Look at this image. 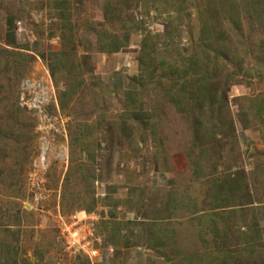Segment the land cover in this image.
<instances>
[{
	"label": "rangeland",
	"instance_id": "rangeland-1",
	"mask_svg": "<svg viewBox=\"0 0 264 264\" xmlns=\"http://www.w3.org/2000/svg\"><path fill=\"white\" fill-rule=\"evenodd\" d=\"M117 2L120 4L118 11H122L119 20L124 22L123 25L132 23L134 27L128 30L129 33L131 30L135 32L130 34L125 47L106 54L100 52L97 35L102 37L105 31L109 35L114 32L119 38L123 34L118 27L121 24L118 18L111 21L104 14L107 0H70L71 16L67 21L73 27L70 33L74 36V51H69L64 58L70 64L62 58L65 72H70L67 76L72 79L67 80L62 69L55 72L54 78L49 72L51 64L62 57L59 53L61 36H68V31L59 27L65 22L61 19V9L55 8L54 0H0V99L21 108L15 115L17 123L13 129L17 133H7L6 136L13 137L11 140L0 138V262L2 257L14 255V264H118L122 249L113 251L104 243L106 228L100 223L111 220L108 219L113 210L111 206L114 201H120L127 203L128 207L119 205L122 215L127 213L130 220L136 222L128 233L132 237L130 247L143 250L146 248L143 231L160 229L148 226L153 215H170H167L170 220L162 221L166 228L175 223L172 242L166 241L169 245L153 253L145 252L146 264L177 263L176 251L179 250L182 255H196L198 258L206 248V251L210 249L208 258L199 263L192 259L189 264H225L208 261L217 251L211 246L210 234L204 231V245L198 240L201 231L196 229L197 220L190 221L186 217L193 209L194 193L208 189L209 183H227L231 177L243 175L251 185L254 201L237 216L242 221L250 220L254 209L259 227L263 229L260 244L264 247V220L259 217V211L264 207V111L256 116L252 107V103L264 98V76H254L260 70L264 75V57L261 62L253 57L260 56L259 41L264 40V32L245 38L251 51L244 56L243 46L239 47L229 28L222 25V31L228 32L222 46L229 53L231 48L236 49L238 58L235 62H240L243 74L253 76L245 75L239 84L229 83L226 90L228 110L221 116L233 119L234 138L228 140L216 133L215 142H211L206 136V154L202 156L193 143L191 118L169 99L168 79L158 82L165 70L158 69L152 79L148 74L141 81L131 79H136L138 74L142 40L156 37L158 55L169 56L170 48L181 53L187 51L197 39L200 10L207 8V0H183L181 3L177 0H112L111 4ZM245 18L241 20L242 28L248 34ZM164 44L169 48L167 51ZM19 53L34 57L32 61L23 59L25 73L21 80L16 73ZM175 58H168L166 62L172 63ZM217 63L224 70L232 68L224 57ZM69 85L77 89L62 111L58 102L65 101L62 92ZM158 86L163 88L158 89ZM126 92L131 93V98L126 97ZM39 94L43 96V102L37 105L34 101ZM138 111L153 115L155 134L134 153L129 149L139 147L141 133L139 125L135 124L137 129L132 131V138L127 142L125 134L130 122L126 118L130 112ZM244 123L248 124L247 128ZM85 127L91 129L89 136L95 144L98 143V150L94 152L93 161L89 162L84 152L80 161L78 146L73 142L74 156L78 157L72 163L69 160L72 146L69 131L72 138ZM42 142L49 145L46 154L49 166L38 172L36 177L41 183H36L38 189H35L29 181L34 182L36 178L32 179L29 171L33 161L39 159ZM84 161L88 162L82 166ZM160 172L167 178L176 179L175 190L159 186L150 188L152 176ZM81 174L83 179L77 181ZM204 174H207L205 180L209 179L206 184L200 178ZM88 175H93L96 183L90 185L85 179ZM10 176L14 181L9 183L10 186L24 193L22 199L5 190ZM130 185L138 186V190L130 191ZM85 188L95 195L96 202L90 213L84 212L89 197V193L83 194ZM129 191L135 195V200L138 199L136 196L141 197L137 200V209L132 211L128 206ZM201 196L204 195L200 194L197 203L204 201L205 197ZM77 213L85 218L80 227L90 231V241L83 249H68L65 236L70 234L63 233L64 224L71 223V217ZM125 215L122 220L126 219ZM231 228L226 239L229 246L223 245L224 240L218 242L221 251L230 253L231 263L262 264L264 256L260 253L253 258L238 254L244 252L239 245L242 238H233L237 230L234 226ZM245 230L241 227V231Z\"/></svg>",
	"mask_w": 264,
	"mask_h": 264
},
{
	"label": "trees",
	"instance_id": "trees-1",
	"mask_svg": "<svg viewBox=\"0 0 264 264\" xmlns=\"http://www.w3.org/2000/svg\"><path fill=\"white\" fill-rule=\"evenodd\" d=\"M182 1L183 0H177L178 3H181ZM207 2V8L200 10L202 11V14L199 15V19L201 21L197 29V39L192 42L193 44L188 47L187 51L185 53H181L180 51H176L175 49L170 48L171 53H168L169 56H165L163 54L158 55L156 49L158 42L155 41L156 37H153V39H144L141 42L140 54L138 55V74L136 79H131V81L134 80V82L135 80L141 81V78L146 74H148V77L152 79V75L158 69L165 70L159 77L158 82L160 84V82H162L163 80L168 79L170 84H166V90L170 91V93L168 94L169 99L174 103V105L180 106L181 110L186 112L187 115L191 118L193 143L194 146L199 149V155L202 156L206 154V148L204 147V139L206 138V136L211 139L209 140L211 142H215L216 133L222 134V136L226 137L228 140H232L234 138L236 129L233 119L230 116H221L222 112L224 113L228 110L226 90L229 83L235 82L239 84L240 82H242V79H244L245 75L248 77L253 76L248 73L243 74L242 65L240 64V62H235V58H238L236 49L231 48V52L229 53L222 46V44L225 42V39L228 37V32L226 33L225 31H222L221 27H223L222 25H225L224 27L229 28L228 30L231 35L234 36V38L238 41L239 47L243 46L242 49L244 50V56L248 55V53H250L251 51V48L249 50L244 40L249 39L253 34L264 32V0H207ZM111 3L112 0H107V3L103 8L104 14L108 16V20L111 21H114V18L116 17L118 18L117 21L121 22L118 27L120 28V30H122L123 34L121 32L122 35L119 38L115 36L114 32L109 35V33L105 31L102 33V37L99 34L97 35V44L100 52L106 54L116 53L121 48L125 47L128 44L130 34L135 32V30H131L129 33L128 28L134 27L132 23L130 25H123L124 22L119 20V17L122 14V11H118V7L120 6V4L117 2L112 5ZM54 5L56 6L55 8L61 9V19L65 23L59 27H62V29H65V31L67 30L68 36H65V34L61 36L62 42L59 53L62 55V57L59 60L54 61L51 64V67H49L51 78L55 77L56 71H59L61 69L62 73L66 71L65 64H62V58L64 59L69 54V51H74V44L72 43L74 36H71L70 33V31L73 30V27H71L72 25L69 23V21H67V18L71 16V12L69 9L70 0H54ZM244 17H246L245 22L248 34H246L242 28L241 20ZM68 37H70V39ZM231 39L232 38H230V40ZM152 40L153 42H151ZM71 44L72 46L70 47ZM164 49L165 51H167V49L169 48L167 45H165ZM258 51L260 52V56L253 55V57L261 62L264 57V40L259 41ZM228 53L231 55L230 57ZM24 56V53H19L16 56V69L18 71L16 73H18V79L20 80L25 73L23 59L27 58L28 61H32L34 59L32 55H29L27 57ZM40 56L44 58L43 54H40ZM174 56H176V58L173 59L172 63L166 62L168 58H174ZM223 57L226 59V62L232 64V68L230 70H224L222 66L218 65L217 62ZM64 62L69 63L68 59H64ZM79 66H82V63H79ZM68 74H70V72H65L63 77L67 80H72L71 76H67ZM240 75H242V77ZM254 76L262 78L264 75H262V72L260 70L256 72ZM239 77L241 78V81ZM118 86H122V84L118 83ZM159 87L160 86H158L157 88H163ZM71 88L72 87L69 85L66 91L62 92L63 97L66 98L65 101L62 102L60 100L58 102L60 106L59 108L62 111L66 109L67 103L71 101L73 93L77 89L74 87L71 90ZM125 95L128 98H131L132 96L129 92H126ZM5 102L6 101H4L3 99H0V138L11 140L13 137H9L6 135L11 131L16 132L13 129L17 123L15 122V115L19 112V110H21V108ZM252 107H254L255 109L256 116H260V114L264 111V98L256 104L252 103ZM133 112H135V110ZM133 112H130L128 118H126L130 122V127L128 129V132L125 134V137L127 142L130 141V139L132 138V135L130 134L133 130L137 129L134 127L135 124L139 125L138 131H140L141 133L139 137L140 142L138 143L139 147L136 150L129 149L136 153L137 151L141 150V145H143V143L148 139L150 140V137L152 138V135L155 134V121L151 113L142 111H138L137 113ZM211 118H213V120H211ZM261 121L263 122V120ZM247 126L248 124L244 123V127L247 128ZM88 130L89 128L85 127L83 130H80L78 134L75 133L76 135L71 138L70 131L68 129L69 142L70 145L72 144L69 150L70 162L74 163L78 156H80L81 159L83 152L89 158V162L94 160V152H97L98 150V143L95 144L94 139L90 138L89 134H91V129L89 131ZM73 142L78 146V156H74V152L76 153V148L73 145ZM212 146L218 147V145L214 144ZM80 161H82V159ZM87 162L88 161H84L81 165L83 166ZM206 176L207 174H204L200 178L205 180ZM82 179L83 176L81 174L77 177L76 180L81 181ZM85 179L88 180L87 182L90 185L96 183L97 181H94L93 175H88L87 177H85ZM9 180L10 181L8 182L7 186L4 187L5 190L11 191L10 194L15 195L16 198L22 199L24 197V193L17 192L15 188H12L10 186L9 183H14L11 176L9 177ZM208 180H205L204 183ZM67 182L69 183V181H64V183ZM209 184L210 187L204 190L205 193L203 190H200L199 193H194V204L190 203L193 209H191V212L186 217V219H190V221L197 220L195 222L197 227L196 229H198L199 232L201 231L198 236V240H201L203 244L206 241V239H204V236L206 235L204 231H208L207 233L210 234L212 243L211 246H214L216 248L215 250L217 251L213 252L215 254L212 255L208 259V261L211 260L214 263L222 261L225 262V264H232L230 261L231 257H229L230 253L228 251L226 252V250L221 251L219 249L220 247H218V242L224 240L223 245L226 247L229 246L226 239L230 233V230H232L231 227L233 226L237 230V235H233V238H242V243H239V245L242 246V249H244V252L240 251L238 254L242 255L243 258H253L256 253H260L262 256H264V247L260 244L261 240L263 239V229L259 227V221L254 209H252V216L250 220L242 221L240 220L241 217L237 216L239 214H243L246 206L252 205L254 201L251 185H249L247 183V180L244 179V175L238 177L233 176L227 180V183L216 182ZM137 187L138 186L130 185L129 188L130 191H132L138 190ZM175 189L176 187H174V190ZM130 191L128 195L129 201H127L129 210L132 211L134 209H137V200H140L141 197L136 196L138 199L135 200V195ZM151 192L156 193L152 190ZM88 193V203L84 208V212L86 213L92 212L96 202L94 199V192L85 188L83 194ZM200 194L204 195L201 197H205V199L201 203H197V199ZM188 195L190 196V192H188ZM131 198L133 200L130 201ZM166 202L168 201H165L164 203ZM177 204L179 206L180 203ZM118 205H122L123 207L128 208L126 206L127 203H122L120 201H114L112 204V206L115 207ZM261 212L259 211L260 219H262ZM167 215L168 214L164 216L153 215L151 223L148 226L152 228L159 227V230L146 229L143 231L144 233L142 232L144 234L142 237L145 239L146 248L154 251L157 249H161V247H166V245H169L165 243L166 241H168V243L169 241L172 242L171 239L173 238L175 233L173 225H175V223L169 224L168 228L163 226L162 221H164V219L170 220ZM100 224L101 226L104 225V228H106L104 231V243L107 246L111 247L113 251H117L118 249L125 247L128 244H132L130 243L132 237L130 238L128 233L130 232L131 226H134V224H136L135 221L127 219L123 221L105 220L101 221ZM178 224H180V222ZM161 226L163 227L161 228ZM241 227H245L246 230L244 232L241 231ZM226 247H223L222 249H225ZM206 249V253L203 252L201 255H199L198 258L196 255H182L180 252L181 250L176 251L178 255V262L167 264H189L190 260L192 259H194L195 261L198 260L197 263H199V261H202L205 257H209L210 254L208 253V251L210 249L207 251ZM13 258L14 255H8L5 258L2 257V263L0 262V264H14ZM11 259H13V261L10 263ZM262 264H264V262Z\"/></svg>",
	"mask_w": 264,
	"mask_h": 264
},
{
	"label": "built area",
	"instance_id": "built-area-1",
	"mask_svg": "<svg viewBox=\"0 0 264 264\" xmlns=\"http://www.w3.org/2000/svg\"><path fill=\"white\" fill-rule=\"evenodd\" d=\"M42 97L43 96L42 95L40 96V94H39L36 97L34 103H36L37 105L42 104V102H43ZM48 146L49 145L47 143H45V144L43 142L41 143V145L39 146V150H38L39 159L37 160V162L33 161L32 165H31V169L29 171L30 177H32V179H34V180L36 178V181H34V182L29 181V183H31L30 185L32 188L38 189L36 183H41V181H39L36 176H37L38 172L45 171L49 166V158L46 155L48 153ZM33 195H35L34 192H33ZM35 198H36V195H35ZM33 202L35 203V199ZM81 213H84V212H81ZM81 213H77V214L73 215L71 217V223L64 224V225H66V227L64 229V232L63 231L62 232L65 234H70V236L64 235L66 237V239H65L63 236V233H62L63 239H65V245L68 249H71V248H74L77 250H79V248L83 249L84 247L88 246V243L90 241L89 240L90 231L83 230L84 229L83 226L80 227L82 225V221H85V218L81 217ZM72 229H73V231H72ZM81 244H82V246L80 247Z\"/></svg>",
	"mask_w": 264,
	"mask_h": 264
},
{
	"label": "crops",
	"instance_id": "crops-1",
	"mask_svg": "<svg viewBox=\"0 0 264 264\" xmlns=\"http://www.w3.org/2000/svg\"><path fill=\"white\" fill-rule=\"evenodd\" d=\"M149 183L151 184L150 188H154V187H163V188H167V189H171L177 186L176 183H178L176 181V179L174 177L172 178H167L165 173L160 172L159 174H154L151 178V180L149 181ZM130 187V186H128ZM129 197V196H128ZM127 197V198H128ZM111 208H113V210L110 212L109 214V218L111 220L114 221H123L122 219H124V215L126 217L127 220L131 219V216L127 213L122 215V211H121V206H111ZM110 208V209H111ZM262 211V212H261ZM260 212L262 213V219H264V207H262L260 209ZM98 216H101V214L99 213ZM123 216V217H122ZM123 233V231H122ZM129 245H126L125 247H122V252L119 255L120 261L118 264H128L129 262L131 264H146L145 263V252H149V253H153L156 250H150L148 248H144L143 250H140V248L136 247H128ZM110 249H112L110 247ZM147 249V250H146Z\"/></svg>",
	"mask_w": 264,
	"mask_h": 264
}]
</instances>
